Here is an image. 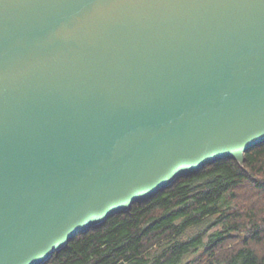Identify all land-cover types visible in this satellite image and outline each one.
<instances>
[{
  "label": "water",
  "instance_id": "95a60500",
  "mask_svg": "<svg viewBox=\"0 0 264 264\" xmlns=\"http://www.w3.org/2000/svg\"><path fill=\"white\" fill-rule=\"evenodd\" d=\"M263 144L264 0H0V264Z\"/></svg>",
  "mask_w": 264,
  "mask_h": 264
},
{
  "label": "trees",
  "instance_id": "16d2710c",
  "mask_svg": "<svg viewBox=\"0 0 264 264\" xmlns=\"http://www.w3.org/2000/svg\"><path fill=\"white\" fill-rule=\"evenodd\" d=\"M47 264H264V144L180 178Z\"/></svg>",
  "mask_w": 264,
  "mask_h": 264
},
{
  "label": "rangeland",
  "instance_id": "374dc122",
  "mask_svg": "<svg viewBox=\"0 0 264 264\" xmlns=\"http://www.w3.org/2000/svg\"><path fill=\"white\" fill-rule=\"evenodd\" d=\"M249 195H251L250 193H248ZM244 200V199H243ZM253 200H255V198H253ZM245 201V200H244Z\"/></svg>",
  "mask_w": 264,
  "mask_h": 264
}]
</instances>
